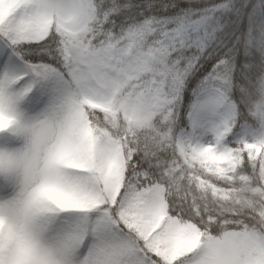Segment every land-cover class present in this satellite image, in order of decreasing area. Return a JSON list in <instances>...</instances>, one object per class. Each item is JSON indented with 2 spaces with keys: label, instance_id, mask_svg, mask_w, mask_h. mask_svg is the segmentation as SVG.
<instances>
[{
  "label": "snow or ice",
  "instance_id": "snow-or-ice-1",
  "mask_svg": "<svg viewBox=\"0 0 264 264\" xmlns=\"http://www.w3.org/2000/svg\"><path fill=\"white\" fill-rule=\"evenodd\" d=\"M0 264H264V0H0Z\"/></svg>",
  "mask_w": 264,
  "mask_h": 264
}]
</instances>
